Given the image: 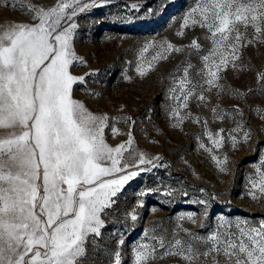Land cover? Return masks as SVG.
Wrapping results in <instances>:
<instances>
[{
  "label": "snow or ice",
  "instance_id": "obj_1",
  "mask_svg": "<svg viewBox=\"0 0 264 264\" xmlns=\"http://www.w3.org/2000/svg\"><path fill=\"white\" fill-rule=\"evenodd\" d=\"M112 3L56 0L44 7L29 2L25 7L34 23H0V264H84L90 258V242L94 255L101 251L102 217L115 207L122 189L140 173L159 167L155 161L160 157L149 159L135 149L131 124L127 141L115 147L107 143L105 129L111 127L113 136L121 134L115 123H127L131 117L93 113L73 97L74 85L95 74L76 76L70 71L85 63L73 49L79 27L76 17ZM140 6L133 3L130 8ZM154 12L150 8L145 15ZM189 28L202 30L207 48L198 38L183 46L146 41L137 56V74L144 76L173 53L185 54V60L170 74L169 94L175 103L169 115L177 128L191 118L190 112L181 115V111L192 99L207 106L206 93L214 91L219 97L228 92L241 99L252 91L264 93V72L258 73L260 86L249 92L222 83L229 69L250 70L242 63L248 47L264 45V0H194L177 35L183 36V30ZM150 50L154 54L146 55ZM193 55L199 57V67L189 59ZM89 94L98 95L90 90ZM211 111L213 119L231 118L236 123L224 136V129L213 134L205 122L204 135L212 147L200 144L217 169L227 172L228 157L219 158L213 149H222L226 142L236 148L241 141L246 143L251 133L243 131L237 138L244 128L243 122L236 120L242 115L238 107L229 111L217 105ZM253 167L255 178H248L247 195L260 203L264 200V156ZM174 191L164 194L171 196ZM192 203L203 206V228L210 201ZM127 215L132 221L138 219L135 209ZM185 220L197 223L196 213L178 217V221ZM178 231H184L188 239L177 238ZM154 232L146 231L144 239L136 243L132 264H153L167 257H178L184 264H264V218L219 216L207 235L182 227L173 232L172 239ZM124 243L121 235L112 254L114 264H122L119 246Z\"/></svg>",
  "mask_w": 264,
  "mask_h": 264
},
{
  "label": "rangeland",
  "instance_id": "obj_2",
  "mask_svg": "<svg viewBox=\"0 0 264 264\" xmlns=\"http://www.w3.org/2000/svg\"><path fill=\"white\" fill-rule=\"evenodd\" d=\"M50 7L56 0H0V23L27 22L34 23L27 14L26 5ZM133 3H140L139 9H131ZM194 0H113L107 6L92 9L79 14L76 22L79 27L73 40L75 53L82 57L83 65L70 68L73 75L85 76L83 84H76L73 97L82 101L93 113H107L109 117H131L127 123L123 120L115 123L121 134L113 136L111 127L105 129L107 143L115 147L128 139L129 125H132L134 147L143 152L147 158L160 157L159 167L150 172H142L130 181L117 198L115 207L102 218L105 227L99 240L101 251L94 255L89 250V259L84 264H114L112 255L122 238L125 243L119 246L122 252V264H132V249L144 239L145 232L172 239L178 228L187 229L199 235H207L216 225L219 216L229 218L247 217L253 220L264 218V200L253 202L247 195L249 176L255 178L254 165H259L264 156V93L252 91L243 99L228 92L217 97L213 91L206 93L207 106L192 99L188 108L181 111L191 113L180 127H173L175 120L170 117L174 101L170 99L172 86L170 74L176 72L177 66L185 60L184 53H173L169 59L159 61L154 70L146 75L137 74L138 50L146 41H168L176 46L190 43L193 38L208 47L199 28L185 29L184 35H177L181 30L182 18L191 8ZM154 14L145 15L149 9ZM115 17L124 19L116 20ZM127 17H131L129 21ZM154 54L151 50L146 55ZM197 67L199 57H189ZM250 70L234 72L229 69L224 73L222 83L243 92L255 90L258 73L264 72V45L248 47L243 61ZM125 75L131 79H125ZM195 77V72L193 71ZM91 93L97 94H89ZM232 111L238 107L242 115L236 120L242 121L244 128L237 133L250 131V139L241 141L236 148L225 143L222 149H213L219 158L225 155L227 172H220L211 159L209 152L200 148L212 145L204 135V124L213 134L224 129L221 135L236 127L231 118L213 119L212 107ZM259 108L258 113L253 109ZM196 118H199L197 121ZM134 121V124L132 123ZM113 122L110 120L109 124ZM134 163V161H130ZM140 167H151L141 165ZM175 190L169 196L164 193ZM201 189L204 191L201 192ZM141 191L146 195L139 196ZM187 195H183V193ZM215 196V199H211ZM209 200L210 207L205 219V227H200L203 219V206L192 203L196 200ZM142 203V206H141ZM135 209L138 219L132 221L127 215ZM185 213H196L197 223L178 221ZM177 238L188 239L184 231H178ZM203 250V249H202ZM153 264H184L178 257H167Z\"/></svg>",
  "mask_w": 264,
  "mask_h": 264
}]
</instances>
